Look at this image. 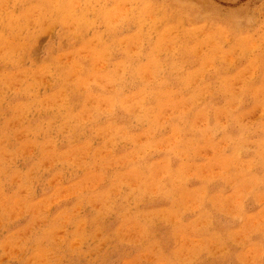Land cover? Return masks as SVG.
Returning <instances> with one entry per match:
<instances>
[{
    "label": "rangeland",
    "instance_id": "obj_1",
    "mask_svg": "<svg viewBox=\"0 0 264 264\" xmlns=\"http://www.w3.org/2000/svg\"><path fill=\"white\" fill-rule=\"evenodd\" d=\"M0 264H264V0H0Z\"/></svg>",
    "mask_w": 264,
    "mask_h": 264
}]
</instances>
